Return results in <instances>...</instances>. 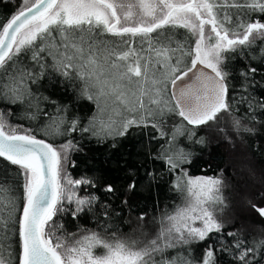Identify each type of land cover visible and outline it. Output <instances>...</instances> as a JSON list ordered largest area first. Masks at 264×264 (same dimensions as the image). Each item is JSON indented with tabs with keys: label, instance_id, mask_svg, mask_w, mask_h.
I'll return each mask as SVG.
<instances>
[{
	"label": "snow or ice",
	"instance_id": "obj_1",
	"mask_svg": "<svg viewBox=\"0 0 264 264\" xmlns=\"http://www.w3.org/2000/svg\"><path fill=\"white\" fill-rule=\"evenodd\" d=\"M8 5L0 264H264V239L240 226L253 221L225 217V170L189 174L213 140L264 149V0H0ZM173 28L191 34L190 47L167 33ZM46 82L70 102L45 95ZM78 105L91 107L81 114ZM137 134L146 137L140 163L121 151ZM89 145L119 156L117 168L73 176L74 155ZM163 174L181 203L151 218L138 213L139 234H122L141 189ZM243 205L264 224V190L244 194ZM63 217L94 226L69 233Z\"/></svg>",
	"mask_w": 264,
	"mask_h": 264
},
{
	"label": "trees",
	"instance_id": "obj_2",
	"mask_svg": "<svg viewBox=\"0 0 264 264\" xmlns=\"http://www.w3.org/2000/svg\"><path fill=\"white\" fill-rule=\"evenodd\" d=\"M11 11V5L0 6V20L8 16ZM166 31L168 34L173 35L175 39L184 42L186 47L191 46L194 38L186 29L173 28ZM235 66L239 67V65ZM234 83L239 84V80L237 79ZM43 90L45 95H51L61 103L70 102L69 97L71 93H65L61 86L54 87L52 83L46 82ZM90 107V105H78L81 114L87 113ZM228 120L229 116L224 114L221 121L225 126ZM25 123L27 124L29 122ZM123 143L125 146L122 147L121 151L132 153V162L140 163L142 158L136 154L142 151L143 145L146 143V137L142 134H137L132 139L125 140ZM235 143L236 147H233V145L228 142H223L219 139L213 140L208 147L197 152L189 168V174L193 177L212 176L221 168L224 169L228 183L232 186L225 191V195L228 196L231 205L226 211L225 217L230 218L237 216L250 218L253 222L241 220L240 226L245 233L248 234L250 240L252 238L264 239V224L257 222L258 218H255L251 213L250 216H248V213L240 205L244 198V194L251 196L258 191L264 190V149L253 150V147H251V140L246 144H242L238 140L235 141ZM229 144L230 147H228ZM89 148H91L89 152L74 155V159H76L78 166L75 169H70L73 176L79 177L82 174H93V169L117 168L114 161L119 159V156L110 157V154L102 147L89 145ZM230 153L235 155L241 166L238 175L235 173L236 170L233 167V163L228 159ZM109 159H111L113 163H105V161ZM129 159L128 156H125L123 160H121V163ZM0 167H2V165H0ZM154 167L161 168L162 166L157 164ZM95 174L99 175V172ZM112 175L115 176L116 173L113 172ZM170 180L171 178L167 174H163L158 182L153 183L151 190L145 188L141 189L139 195L135 198L136 208L130 214L125 215L124 223L121 224L120 231L122 234L128 235L138 226L135 219L138 213L146 212L148 217L151 218L158 216L161 209L171 211L176 205L181 203V196L171 190ZM7 196V193H3L0 195V200H6ZM62 220L65 230L69 233L75 232L77 228L81 226L87 228H93L94 226V220H87V218L81 221H72L68 217H63ZM246 223L249 228L243 226ZM15 247L18 252V246ZM194 254L198 255L199 252L197 251Z\"/></svg>",
	"mask_w": 264,
	"mask_h": 264
},
{
	"label": "rangeland",
	"instance_id": "obj_3",
	"mask_svg": "<svg viewBox=\"0 0 264 264\" xmlns=\"http://www.w3.org/2000/svg\"><path fill=\"white\" fill-rule=\"evenodd\" d=\"M220 124H221V126H225L224 125V123L221 121L220 122ZM217 140V139H216ZM228 147H230V144L228 145ZM239 158V157H238ZM228 159H229V161H231V163H233V167L235 168V170H236V174L238 175V173H239V171H240V165H239V162L237 161V159H236V157H235V155L234 154H229L228 155ZM236 163H238V164H236ZM244 199V198H243ZM243 199H242V202H241V206H242V208L248 213L247 215L248 216H250V213L245 209V207H244V205H243ZM237 203V202H236ZM238 204V203H237ZM148 223V222H147ZM146 223V225H145V231H149V230H152V225L150 224V223H148L147 224ZM244 227H248L249 228V226H248V224L246 223V224H244L243 225ZM135 228H138V226L137 227H135ZM134 230V229H133ZM131 231V233L130 234H128V235H138L139 233L138 232H136V233H134V231ZM97 252H101L102 250L101 249H97L96 250Z\"/></svg>",
	"mask_w": 264,
	"mask_h": 264
}]
</instances>
